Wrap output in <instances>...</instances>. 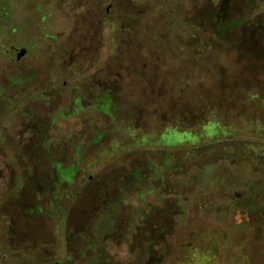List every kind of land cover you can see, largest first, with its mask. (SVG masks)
Wrapping results in <instances>:
<instances>
[{"label": "rangeland", "instance_id": "374dc122", "mask_svg": "<svg viewBox=\"0 0 264 264\" xmlns=\"http://www.w3.org/2000/svg\"><path fill=\"white\" fill-rule=\"evenodd\" d=\"M98 4L0 0L5 137L15 138L17 128L14 82L38 79L60 89L65 81V89H76L53 109L59 114L38 152L47 160L36 166L52 174L61 164L71 170L68 181L52 189L26 185L23 172L32 167L20 165L0 138V234L13 215L3 210L10 196L26 188L33 191L28 203L42 210L37 228L44 234L33 247L0 238V264H264V48L252 53L244 45L249 35L264 41V0H129L138 11L130 26L117 10L101 23L84 20ZM207 5L220 32L206 24ZM202 9L204 23L193 13ZM126 42L166 101L142 103L129 117L99 116L90 105L98 91L87 85ZM182 59H191L185 68ZM117 72L123 90L132 79L143 82L130 69ZM96 136L98 145L88 149ZM132 173L78 231L65 232L88 186ZM148 218L166 224L153 245Z\"/></svg>", "mask_w": 264, "mask_h": 264}, {"label": "flooded vegetation", "instance_id": "af4514ba", "mask_svg": "<svg viewBox=\"0 0 264 264\" xmlns=\"http://www.w3.org/2000/svg\"><path fill=\"white\" fill-rule=\"evenodd\" d=\"M103 1L105 0H98V8L96 10L89 9L87 14L83 17L84 20L92 23H101L105 18H112L114 14L118 12L120 13L118 17L124 18L127 26L134 23V14L138 15V11L136 12L132 8L129 10V0H108L109 2L105 5L104 9L102 6ZM226 7L227 4H224V8ZM207 8L211 11V16L208 15V11L206 12V24L208 26L209 24L213 25L212 19L214 16V10L212 6L209 7L207 5L206 10ZM116 10L117 12H115ZM193 13L202 23H204L202 17L203 9L201 12L194 10ZM200 13L201 15H199ZM189 19L191 18L189 17ZM124 45V47H121V51L118 55H112L107 62L97 70V79H93V81L87 85L88 92H94V90L98 91L97 96L94 97L93 100L91 99L90 105L93 109L98 110L97 112H100L101 114L99 116L102 117L106 116L115 118L117 115H122L121 112H124L125 116L129 117V114L134 115L138 113L139 107L142 106V103H148L149 101H166L161 95L160 88L158 87V89H156V85H153V81H150L151 79L149 78H151V76H147L143 73L145 68H142V66L144 67L146 63L140 65L141 59H138L134 56V54H132L134 48L129 46L128 42ZM182 49L190 50L189 54L190 56L192 55L191 47ZM180 54L186 53H177V55ZM194 54L195 52H193V55ZM125 59L129 60V62ZM190 60L187 61V59H182V62H179V64H181L180 67L185 68L184 65H187V63L189 64ZM192 60L197 61L195 58ZM153 65L154 64H152V66ZM191 66L192 65H189V67ZM118 69H125L128 71L130 69L134 74L136 73L137 75L143 77V82H141L142 80L135 81L132 79L130 84L128 83L124 85L127 86L126 88H129L130 86V89L123 90L122 87L120 88L119 84L120 75L117 72ZM11 86L16 88L15 92L19 94L18 101L12 106V109L16 108L18 111L16 117L17 121L15 122L18 129L14 128L12 130L15 134V138H11V140H9V138L5 137V128H2V124L5 121L4 114L6 113V108L10 107L6 105V100L1 98L0 138L5 144L9 142L8 145H10V149L14 151V158L18 160L20 165H30L32 167L28 170V175L23 172V177L25 178L24 183L26 185H35V183L37 185L38 183L39 188H41L42 184H44L47 189H52L53 186H56V184L68 181L72 177L71 170L68 169L67 175H64L67 168H62L61 164L57 163H54L55 168L53 169L52 174L37 170L36 166L42 163V161L45 162L47 160L46 157L42 159L38 156V152L40 150L39 147H42L46 143V137L43 139V136L54 123V117L56 116H54V113L59 114L57 111L53 112V109L59 106L63 97H68L66 92H69L70 94L76 93V89H65V81H62L60 89H58L59 85H56L55 82H44L38 79L17 80V82H14ZM119 91L120 94H118ZM135 92L140 93V97L136 96ZM48 94H50L51 97H47ZM80 99L81 98L76 95L72 97V102L77 104L80 102ZM179 107L181 108V105ZM178 109L179 108L177 107V110ZM100 140V136H96L91 139L88 142V149L96 147ZM1 146L2 144L0 143V147ZM42 151L43 150L40 152L42 153ZM139 165L140 164H137V166ZM130 166L133 167L132 164H130ZM151 167L153 168V165H151ZM36 173L40 174L39 177H37L35 181H31L32 175ZM136 175H138V173H132L129 174V176H125L124 174H112L108 177L105 176L104 178L94 181L87 187V190L83 194L78 206L73 209L72 216L70 218L69 216H66L64 222L65 232L67 230L66 228L69 226L76 228L75 232L78 231L77 228H79V226L83 225L84 222L93 217L92 212L97 209L95 205L106 204L108 198L117 192V189L124 187L126 185L125 183L134 179V176ZM89 179H92V177L89 176ZM119 179H122L123 184L125 185H117ZM26 189L23 192L21 191L18 195L10 196L11 200L9 201V206L6 207V209H3L11 212L13 215L9 217L8 223H3L4 229L2 234H0V238L7 240L13 248L23 245H30L32 247L37 246L39 238L44 235L43 232L37 228L40 224L39 222L42 221V219H40L42 217V210L41 208L31 206L28 203L32 200L29 193H32L33 191H26ZM49 193L53 194L52 192ZM77 195H79V193H77ZM162 221L163 220L161 219L158 222L155 218H148L144 220V222H146V224L148 223L150 226V231H148L147 235L149 238H152V241H154L153 243L148 244L153 245L154 243L156 244L162 240L166 231L164 230V226L166 224H164V222L162 223Z\"/></svg>", "mask_w": 264, "mask_h": 264}, {"label": "trees", "instance_id": "16d2710c", "mask_svg": "<svg viewBox=\"0 0 264 264\" xmlns=\"http://www.w3.org/2000/svg\"><path fill=\"white\" fill-rule=\"evenodd\" d=\"M212 27H213L215 32H218V31L220 32V29H221L220 24L215 23L214 26L212 25ZM259 29H261V28H259ZM262 29L264 30V28H262ZM250 36L251 35L246 37L247 40H246V43L244 44L246 46L245 48H248V50L251 51L252 53H256L259 49L264 48V41L261 43V39H263V38L256 37L255 38L256 40H255L254 37H250ZM67 172H68V169L65 170L64 175H67Z\"/></svg>", "mask_w": 264, "mask_h": 264}, {"label": "water", "instance_id": "95a60500", "mask_svg": "<svg viewBox=\"0 0 264 264\" xmlns=\"http://www.w3.org/2000/svg\"><path fill=\"white\" fill-rule=\"evenodd\" d=\"M17 52H18V56H21L23 54V50L21 49H18Z\"/></svg>", "mask_w": 264, "mask_h": 264}]
</instances>
